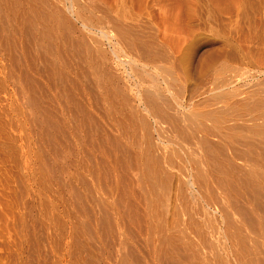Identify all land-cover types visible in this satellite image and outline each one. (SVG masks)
<instances>
[{
	"label": "rangeland",
	"instance_id": "1",
	"mask_svg": "<svg viewBox=\"0 0 264 264\" xmlns=\"http://www.w3.org/2000/svg\"><path fill=\"white\" fill-rule=\"evenodd\" d=\"M47 1H45L47 3V7L52 6V9H55V4H60L56 5L60 7L55 6L60 9H65L70 6L69 0ZM74 2L76 14H80V16L78 15L77 17L81 18L77 19L78 21L74 19L72 20L74 21L73 23H75V30H72L74 33L72 31V33H70L72 38L74 40L85 39L90 42L94 40V43L98 41L100 48L94 49L95 51L93 50V55L96 56L99 52H101V56H104L102 58H106L107 61L103 59L105 62L103 65L105 69H107L106 75L108 77H113L114 75L118 84L124 88V92L121 94V97H127L134 101L131 99L134 95L130 90L133 89L135 91L138 85L140 86V90L143 92L142 94H144V92L147 93L150 89L151 90L149 92H152L153 94L156 89L157 92H155L157 93V97L153 98V100L157 101V106L160 103L162 106L160 107L159 105L157 107L156 113L157 116L160 114V124L159 127L157 126L154 128L158 131L162 130V133L163 131L165 132L166 129H159L161 127L160 125H162V127H166L170 125L169 123H171L173 124L172 126L175 127H173L174 129L171 127L170 130L168 128H170L171 125L167 127L168 132H170L168 134L163 133L166 136L164 139V135L157 132L156 134L152 126L151 129H153V131L151 130L152 132L150 133L151 138H147L149 139V143L151 142L150 139L153 140V145H156L155 149H158L157 152H161L163 154L167 153L165 154L167 158L163 154H160L165 157H161L164 159V162L165 160L167 162H161V165L164 169H167V171L170 172L171 177L173 175L171 189L169 187L166 189L168 192L163 188H159L158 192L155 194L156 197L152 199L153 202H151V204L149 203L151 198L147 195V206H151V208L153 207L152 209L147 207L148 213L151 214V216H154V218L155 215L157 216L155 219L151 220L152 226L150 230H152V228L154 229L153 225L155 224V229L151 231L152 233L155 232L153 233L155 236L150 232V236H153V240H151L155 243V245H158V238H160L157 232L158 229L159 231L163 230L162 232L164 233L160 231L161 235L166 236L164 234H167V237H169V235H171L170 237H177L178 234L179 236H184V234L185 236L189 235L191 240H195V245H199L198 252L201 254L198 253V255H200L199 257H203L202 260H205L204 264H226L227 261L228 263H233L231 262V257L228 258L230 254L228 253L229 251L225 250V252H223L224 249H226V246H223L224 244H222L223 240L220 238L221 234L217 233V231L220 232L219 226L214 223L213 225L211 222L210 224L206 223L204 221V215L201 214L203 212H198L193 209L195 205H200L198 201H201V203L203 202L201 198L206 196L205 194H207V191L210 189L214 190L211 180H209V182L211 183L212 188L209 186L210 183H207V180L206 184L208 189H205L206 185H204L205 188L203 187V190L202 186L199 185L200 189L202 188L200 191L198 189L199 187L196 186V190H199L200 192L197 191L198 194L195 195H190V191L188 190L187 192V188L185 189L184 187V192H182L188 201L186 206L185 203L182 204L180 201L181 199H179L183 196L178 197L176 194V186L180 181L179 179H181L182 182H187L189 175L196 176V172L203 169L199 167L202 165L204 166L205 161L203 159L199 160L198 158H194L191 155L193 150L194 154L197 153L195 150H199L198 152L201 153L198 146L194 147L188 145L190 148V150H188L187 144L182 140L185 144L184 146H186L185 148L181 145L183 143L181 142V139H179L180 137H178V135L175 137L173 134H176L174 132L175 129V131H185V129L187 132L191 131L192 128L195 127L193 121H195V123L198 122L196 124H200L199 122L203 120L202 122L204 125L212 126L213 121H209L208 119L207 120L209 122L205 121V116H207L206 111H209L210 113V110H216L217 108L218 110L220 109L219 111H223L225 109L227 110L224 106H230L239 100L247 98L248 95L250 97H255V99L258 98L264 100V73H261L264 72V0H74ZM0 3V8H2L4 1H0ZM67 15L68 14H66V16ZM4 17L6 16L3 15L2 19H4ZM8 18H10V16ZM3 21L6 24L5 27L8 28L6 29L4 27L5 29L0 31V264H119L123 254H121V252L117 253L116 251H112L111 253V249L108 250L107 248V243L104 241L105 239L103 240L104 242H102L101 233H95L93 222L92 220H89L91 219L89 215L93 214V210L95 213L98 211L99 214L96 213L98 216L105 214V212H100L103 208L105 211L107 210L109 214L111 213V216L113 215L118 217L119 212L114 207V200L117 197V192L113 189L117 183L116 177L120 174L118 171L116 172V170H113L117 168V166L115 167L116 164H114L115 162L113 158H107L102 153L104 151L101 148L100 150L102 151L97 150L99 149L98 146V148L96 146L92 148L84 141L86 135L85 133L80 134L82 136H80V140H76L71 135L69 128L73 127L70 120V116L72 114L70 115L64 110L63 106L61 107L60 104L62 101L59 100L57 103L55 100V96L62 93L59 88V85L61 84L57 82V80L53 83L51 81V84L55 85L57 93L54 89L46 90L48 92L44 90L46 94L44 97H47L46 100H48L47 103L51 104L53 102L51 105L47 106L51 109L50 117L54 123L53 131L50 130L51 136L54 137H52V139L48 142L44 141L46 139L41 135V128L39 127L40 123L38 122L40 121L39 113L27 104V89L23 86L22 80L25 75L23 76L22 74H24V72L26 74L28 71L27 73H29L31 77L27 74L26 75L39 82L41 86L43 85V87H45L44 89H46L47 81L41 75L36 74L37 69H35V66H33V68L29 63V60L25 59L21 54L25 38L20 35L21 32L19 30L18 31L20 33L16 35L18 31L16 32L14 29V21H12V17L8 20L5 18L1 22L3 23ZM83 23L86 24L90 30L84 31L82 29ZM119 25L120 27L122 26L125 28L126 32L129 30V35L126 36L130 42L135 40L137 43L139 42L137 45L141 46V49L142 45L143 47L146 46L152 53H146L143 49L140 51L137 49V46L135 47L136 50H130L129 47L124 44V42L126 43L128 40L121 42V39L119 42L120 33H118V35V30L114 29V26ZM77 29H79V31ZM132 29L134 30L132 31ZM103 33L107 35V39L106 37L104 38ZM110 40L112 42H110ZM141 43L142 45H140ZM153 51L155 52L153 53ZM143 54L145 55L143 56ZM15 57H18V60L20 58V62H16L18 60H15ZM15 62L18 63V65L15 64ZM73 75L74 73H71V76H69L70 79H72ZM98 75L99 77L96 78ZM98 75H94L95 77H93L95 83H98L96 81L102 78L100 76L101 72H99ZM73 77H75V75ZM152 77L156 82L153 81ZM117 78L121 80H118ZM100 81L101 80H99V82ZM57 83H59V85ZM99 85L104 87V84ZM152 86L158 87V89L155 87L153 89ZM97 87L99 86L96 84L94 86L95 96L100 93V89L98 91ZM127 88L129 89L127 90ZM235 91H238L236 94H239V97L233 93ZM75 92L74 94H76ZM193 93H196L195 97L197 98L194 99V103H191L190 96ZM48 94L51 97H49ZM158 94L160 97L162 95V102L160 103H158L160 101ZM220 96L224 98L221 97V99ZM97 97L98 96L95 98ZM121 97H118L116 99L117 101L115 100V106L112 107L108 104V101L103 100L104 104L100 100L101 106L99 107L103 108L104 105H109V107L107 108L106 106V109L104 108L105 112L98 111V109L93 106L91 108L93 114L91 115L92 117L94 116L97 118L96 120L94 119L95 122H99L98 125L102 126L104 130L105 128L106 130L108 129L107 131L109 134L111 133L110 135L120 138L121 142L127 146L126 148H130L128 149L129 152L131 151V153H133L134 151L136 155H142L143 158V155L146 156L145 154L148 152V147H145V144L148 146V142L146 141V130L149 125H152V119H150V117L145 118L144 116V118L147 119L145 121L147 127L145 122L141 123L140 120H138L140 123H136V120V122L134 121L130 123V121H128L127 114L123 109L124 107ZM213 97L214 99H212ZM95 98L93 99L95 100ZM150 98L148 100H150ZM50 99L52 100L50 101ZM80 99H82L84 104H87L86 99ZM93 99L91 101L89 100L92 104H94ZM175 100L178 102L177 106V103L175 104ZM163 101L165 103H163ZM168 103H170V105ZM164 105L167 108H163ZM174 105L176 107H173ZM121 106L123 107L122 109ZM134 106V112L136 115L139 114L138 117L141 118L143 115L138 112L141 106L139 107L137 102L134 103ZM170 106L173 109L170 108ZM115 107L118 108L116 109L117 111L113 110ZM178 107L179 109H177ZM109 108H111V110ZM159 108H161L163 112L166 111H164V109H167L166 112L169 111L168 114L177 109L173 113L177 119L179 117L183 118L182 116H185V112H189L188 114H190V116L186 115L190 117L188 119L190 121H184V125L187 126L191 124V130L188 131V129H184V127L181 129L182 127L180 128V126H183V123L180 121L182 120L179 121L180 124H176L180 118L178 120L174 118L175 121L173 122V114L171 116V113L169 115L166 113L168 115L167 116L162 112L165 117L167 116L165 118L164 115L158 111ZM107 110L111 113L109 111L107 113ZM229 110L230 108H228V111ZM231 111L232 109L227 113L224 111L223 113H225L226 116L223 117L225 114H221L222 117L220 118L227 119L228 115H232L231 117L234 119V114L236 113L233 110L234 114H232L233 112L231 113ZM258 111L259 110L255 111L256 115L263 112L260 110L261 113H259L260 111ZM52 112H55L56 115L54 116V113ZM115 112L118 115L122 114L119 115L120 119H117L118 115L113 117ZM124 112L125 117L123 114ZM195 113H198L197 115L200 113L198 119L194 117L197 116ZM108 115H110L109 118ZM203 115L205 116L203 117ZM160 117L162 118L160 119ZM191 117L193 119L202 120H192ZM124 118L126 120H124ZM163 118L167 119V121L162 120ZM220 118H217L220 120L219 126L217 127L215 125L216 123H214V125L216 128H221L216 129V133L221 131L223 134L226 132L224 130L227 128L225 125L226 123H224V126L221 123L224 121ZM121 119L123 121H121ZM117 121H120L122 128L120 123H117ZM168 121L169 123H167ZM233 121H230L231 126L235 123ZM192 122L194 125H192ZM132 123L133 125H131ZM174 123L177 126L179 125L180 129L175 126ZM142 124L143 126L145 125V128L141 126ZM126 125L128 128H131L129 129L130 132L128 128L125 127ZM220 125L223 126L220 127ZM230 125L228 124L227 127L230 128ZM54 127L56 132L54 131ZM123 127L127 128V135H125L126 132L123 131L125 129ZM171 133H173L172 135L174 137ZM152 134L154 136H152ZM159 134H161V138L160 136L158 137ZM170 136L173 138L171 137V139ZM216 136L218 138H210L211 141L214 139L216 141L218 139L216 142L213 141L215 144L219 142L218 134H216ZM96 137L97 136L94 135L95 141H99ZM130 137H132L134 142ZM176 138L178 139V142ZM140 139L141 142L144 139L142 142L144 145L140 142ZM159 139H164L165 141L162 140L163 142H160ZM135 140H138V142H136L137 144L135 143ZM156 141L157 143H155ZM158 142L159 145L157 146ZM171 142L174 143L172 144ZM191 142L188 144H191ZM134 144L138 145V148ZM141 144L143 146H140ZM180 145L184 147L185 151L182 147H180ZM168 147H171L170 149L172 151L175 149L176 152H179L176 153L174 150L172 153L170 149H167ZM94 149L96 150V153L94 152ZM170 151L173 155L169 154ZM184 152L189 153V156H191L190 158L193 157L194 159H197V162L194 163L195 161H193V158L189 160V156L186 157ZM180 154H183V158ZM157 156L159 157V155ZM139 158H141V156H139ZM181 159L187 160V163H191L193 161V164L191 163L192 166L190 163L189 165L185 162V160L183 162ZM107 160L110 163H108ZM169 161L172 165H170L171 163L169 164ZM91 162L96 165L94 167L95 169L92 168L95 171H99L100 167L104 165L103 169L101 167V170H104V172L108 174L107 177L109 176V180L106 182L101 180V173L104 174L101 170L94 173L99 179L93 176V174L91 176L90 168L93 167ZM164 164H166L165 167L163 166ZM168 164L170 168L168 167ZM236 164L241 165L243 162L237 160ZM98 165L99 168L96 169ZM106 166L107 168H105ZM193 169L194 171H192ZM110 172H112V174ZM113 173L115 174L113 175ZM128 174L131 175V173ZM112 183L113 185H111ZM75 193H79L81 200H84L80 205L76 202ZM157 194L161 195L157 196ZM164 194H166V196H164ZM240 196L238 197L239 199H241ZM128 197L131 199L130 196H127V202L130 200ZM155 198H157L159 206H156L157 203L155 202ZM133 200L134 199L132 198L131 202L135 201ZM91 202H97V205L99 203L98 206L100 208L96 207L97 205L94 203L96 205L95 206ZM160 203H162V205ZM209 203L210 204L208 205L211 206L210 208L213 210L215 208L214 203ZM211 203L213 205H211ZM82 205L83 208L81 207ZM208 205L204 204V207L207 206L205 208L207 210H209ZM78 206L81 208L82 212L86 207L83 213L80 211ZM154 209H157L159 214H155L157 211L154 212ZM86 210H88V213ZM153 213L155 215H152ZM190 215L193 216L190 217ZM188 217L193 218V220L195 219L194 222L196 221L201 225L203 224V228H201L207 236L203 234V237H199L198 239L195 234L193 235L194 227L193 225H190ZM174 221H176L175 224ZM130 222L127 221L125 227H129L128 229H130V232L133 234L130 233V235H128L125 233L122 235L120 243H125L127 248L132 250L131 252L134 253V256H141V259L137 258L139 261L141 260L143 263L145 262V264H154L155 262V264H159L158 260H155L157 259V256L153 251L154 243L151 241L152 245H149L147 242L148 234L146 232H140V230H138L139 228L137 229L138 226H134L133 221ZM114 224H116L115 221ZM119 225L122 224L119 223ZM160 226H164V228H161ZM88 227H92L93 229L89 231ZM174 228H177L178 230ZM121 230L120 231L124 233L126 229L123 228ZM176 231L178 234H176ZM171 232L172 234H170ZM90 233H93L92 236L94 235V237L96 235L95 239ZM145 233L146 236H144ZM116 237L118 238V236ZM221 241L222 243H220ZM108 242L109 244L112 243L111 241ZM260 242H262L261 245L264 246L263 240ZM144 245H146V248ZM135 250H137L136 252H138V254ZM258 253L261 258H264V253H262V251L261 254L259 251ZM131 258L132 257L129 256V264L133 263ZM163 264H165V262H163Z\"/></svg>",
	"mask_w": 264,
	"mask_h": 264
},
{
	"label": "bare ground",
	"instance_id": "2",
	"mask_svg": "<svg viewBox=\"0 0 264 264\" xmlns=\"http://www.w3.org/2000/svg\"><path fill=\"white\" fill-rule=\"evenodd\" d=\"M0 1H2V2L4 1V3H3L4 5L2 4L3 7L0 8V31H3L6 28L5 27L6 24L4 23V21H3V23L1 21L4 20L5 18H6V20H8L12 17V21H14L13 22L14 29L16 30V32L19 30L21 32L20 35H22L25 38V43L21 49V54L24 56L25 59L29 60V63L32 67L35 66V69H37L36 74L41 75L47 81L46 89H44L45 87H43V85L41 86L39 82H37L34 79L29 78L31 76L29 73H27L28 72L27 69H26V71H27L26 74L29 77L25 74L24 71H22V72H24V74H22V75L23 76L25 75L22 80H23V86H25V88L27 89V95H26L27 99H28L27 104H28V106H30L32 109L36 110L39 113V116H40L39 120L40 121H38V122L40 123L39 124L40 126L39 125L38 126L41 128L42 137H44L46 139L44 141L48 142L52 139V137H54V136H51V131H50V130L53 131V124H54L53 121L51 120V117H50L51 116V114H50L51 109H49V107L47 106V105H51L53 102L51 104L47 103V101H48V100H46L47 97H44L46 95L45 91L49 90V89H52V90L54 89V91L56 92L57 91L56 87H55V85L51 84V81L53 83L54 81L57 80V82H59L61 84V85H59V83H57L60 86L59 88L61 89L62 93L57 94L55 96V100L57 103L59 100L62 101V103L60 104L61 107L63 106V108L66 112H68L70 115L72 114L70 116V120H71L73 127L69 128L71 135L76 140H80V136H81L80 134L85 133L86 135H85L84 141L86 143H88L89 146L92 148L95 146L99 147V149H97V150H100V148H101L104 151L102 153L107 158H113V160L115 162L114 164H116L115 167L117 166V168L114 167L115 169H113V170H116V172L118 171L120 173V174L118 173L119 175H118V177H116L117 183L113 188L118 193V194L116 193L117 197L114 200V207L119 212V215H118V217L117 216L115 217L113 215L111 216L110 215L111 213L109 214V212L107 210L105 211L103 206H102V208L104 209V211L102 209V211H100V212H105V214H103L102 216L101 215L98 216L96 214V213H98V211H96V213H95V211L93 210V214L89 215V217H91V219H89V220H92V222H93L94 231H95V233H101L102 242L106 241L105 243H107V248H108V250L111 249V253H112V251L113 252L116 251L117 253L121 252V254H123L122 255L123 257L121 258V262H120L121 264H129V262H128L129 256L132 257L131 258L133 261V263L131 262L132 264H142L143 261L140 260L141 261L140 262L138 260V259H141V256H139V255H138V257H136L137 255L134 256V253L131 252L132 250H129L130 248L128 249L127 245L125 243H123V244L120 243V241H121L122 235H124L125 233L130 235V233H131L130 229H128L129 228L128 226H127L128 228H126L125 225L127 224V221L128 222L133 221V223H134L133 225L134 226L136 225V227L138 226L137 229L139 228L138 230H140V232L142 231V232H146L148 234V238H147L148 244L152 245V243H154L152 241L153 236H150V235L152 233L151 231L155 229V224L153 222L154 229L152 228V230H150V228L152 226L151 220L155 219L157 217L155 214L158 213L159 211H157V209H154V212L157 211V212H155V214L154 213L152 214V215H155V218H154V216H151V214L148 213L147 207H149V206H147L148 205L147 195H149V197L151 198L150 202H149L151 204V202H153L152 199L154 197H156L155 194L158 192L159 188H163L164 190H166L169 187L171 189L173 175L171 177L170 172L167 171V169H164L161 165V162L162 163L166 162V160L164 162V159H162L161 157L165 158L166 157L165 154H167V153L163 154L161 152H157L158 149L157 150L155 149L156 145L155 146L153 145V140L150 139V141H151L150 143H152V144H150L148 142L149 139H147V138H151L150 133L153 131V129L155 130L154 127H157V126L159 127V124H160V121H159V115L160 114L157 116L156 111H157V107L161 104L160 102H162L161 101L162 91L160 94L161 97L158 94V96L160 97V101L158 100L159 97L157 99L159 101L158 103H160L158 106H157V101L153 100V98L157 97L156 96V94H157L156 89L154 90V92L156 91L155 94H154V92H153V94H152V92H149L151 89L150 90L148 89L149 90L148 91L149 93L147 92L148 94L145 92H144V94H142L143 92L140 90V88H139L140 86L138 85L137 89L135 91L130 88L131 89L130 91L134 95L133 98H131V99H133L134 101L130 100L127 97H121V94H123V92H124V88L122 86H120V84H118V82L114 78V75H113V77H108L106 75L107 69H105V67L103 65L105 63L104 60H106V58H102L104 56H101V54H100L101 52H99L100 50L98 51L99 57H98V55H96V56L93 55V50L100 48L98 41L96 43H94L95 42L94 40L92 42L85 40V39L74 40L70 34L72 32L74 33V31H72V30H75V23H73L74 21H72V20L74 19V20L78 21L77 19L81 18V17H77L78 15L80 16V14H78V15L76 14V11L74 8V3H75L74 0H69L70 6L66 7L65 9L56 8V7H60V6H56V5H60V4H55V6H56V7L54 6L55 9H52L51 8L52 6L47 7V3L45 2L47 0H11V1L9 0L10 2L6 1V0H0ZM59 3H61V2H59ZM6 4H7V7H6ZM66 14H68L69 16L68 15L66 16ZM3 15L6 16V17H4V19H2ZM9 16H10V18H8ZM82 27H83L82 29L84 31L90 30L88 28V26L84 23L82 24ZM114 27H115L114 29L118 30L117 34L120 33V35L118 34L120 36L119 42L121 41V39H122L121 42H124V40L125 41L128 40V37L126 35H129L128 34L129 30H128V32H126L125 28H123L122 26L120 27V25L114 26ZM77 30L79 31V29H77ZM133 30L134 29H132V31ZM19 31L17 33L15 32L16 35L18 33H20ZM20 35H18V36H20ZM103 36L105 38L107 35L104 34ZM106 39H107V37H106ZM112 41H113V39H112ZM112 41L110 40V42H112ZM140 42H142V41H140ZM138 43L135 40H133L132 42H130V40L126 41V43L124 42V44H126V46H128L130 50H132V49H133V51H134V49L136 50L135 47L137 46V49H139L140 51L143 49L144 52H146V53H149V52L152 53L151 51H149V49H147V47L145 45L144 46L146 48L143 47V45H142L143 42L140 44V45H142V49L140 48L141 46L137 45ZM138 46H139V48H138ZM154 52L155 51H153V53ZM144 55L145 54H143V56ZM18 57H15V60L16 59L18 60ZM96 57H98L100 60ZM19 60H20V58H19ZM19 60L16 62H20ZM16 62H15V64L18 65V63H16ZM19 64H21V63H19ZM24 68H25V66H24ZM18 72H19V70H18ZM99 72H101L100 76L102 78L99 79L101 81L99 82V80H98V81H96L98 83H95L93 77L98 75ZM71 73H74V75H75V77H73L74 75L72 76V79H70V77H69V76H71ZM261 73H264V72H261ZM222 74H223V72H222ZM111 75H112V73H111ZM149 75H152V74H149ZM247 75H248V73H247ZM98 77H99V75L96 78H98ZM115 77H117V76H115ZM245 78H246V76H245ZM247 78H249V77H247ZM118 80H121V79H118ZM153 81H154V78H153ZM122 82H123V80H122ZM154 82H156V81H154ZM96 84L99 86V87H97L98 91L100 89V93L98 92L99 95H96V96H98L97 98H95L96 96H95V89H94V86ZM99 84H104L103 85L104 87H101V85H99ZM155 86H152L153 89ZM155 88L158 89V87H155ZM128 89L129 88H127V90ZM236 90H238V89H236ZM46 92H48V91H46ZM74 92L76 94H74ZM237 92L235 91L233 93L236 94ZM159 93H160V91H159ZM240 94H242V93H240ZM124 95H126V94H124ZM195 95H196V93H193L190 96V102L191 103H194V99L197 98V97H195ZM150 96H151V98H150ZM222 96H220V98ZM49 97H51V96L49 95ZM118 97H121V99H122L124 108L121 106V109L123 108L124 111L126 112L127 117H128V121H130V123L134 122L135 120L137 121V122L135 121L136 123H140V122H138V120H140L141 123H144L147 120L145 118H148V117H150V119H152L151 120L152 121L151 126L149 125L147 127V124L145 122L146 127H147V130H146L147 134L145 132V134L147 136L146 137L147 140L146 139L145 140L148 142V146H146L147 144H145V147L146 148L148 147L147 148L148 152L145 154L146 156L143 155V158H142V155H139V156H141V158H139V156L136 155V153H134V151H133V153H131V151L129 152L128 149H130V148L127 149L126 148L127 146H125L124 143L121 142L120 138L110 135L111 133L109 134V132L107 131L108 129L106 130V128H105V130H106L105 131L102 126L98 125L99 122H97V123L95 122V120L97 118H95L94 116H93L94 117L93 118L91 115V114H93L91 111V108L93 106H94V108L96 107L98 109V111H105L106 106H107V108L109 107V105L111 107L115 106L114 103ZM215 97H219V96H215ZM237 97H239V94L237 95ZM80 98L86 99L87 104H84V102ZM93 98H95L96 101ZM149 98L151 101L148 100ZM222 98H224V97H222ZM92 99L94 100V104H92V102H90ZM164 99H162V100H164ZM212 99H214V97ZM51 100L52 99H50V101ZM100 100H101V102H103V100L108 101L109 105H106V106L104 105L103 108L99 107V106H101ZM152 101L155 103H153ZM165 101H166V99H165ZM122 102H120V103H122ZM135 102H137L139 104V107L141 106V108H139V111H138L141 115H143L141 118L138 117L139 114L136 115V113L134 112L135 111L134 110V107H135L134 103ZM163 103H165V102L163 101ZM168 104L170 105V103H168ZM175 104H176V106L178 105V102H176V100H175ZM161 106L162 105H160V107ZM176 106L174 105L173 107H176ZM164 107H165V105L163 106V108ZM179 107L177 109H179ZM165 108H167V107H165ZM168 108H169V106H168ZM170 108H172V107L170 106ZM224 108H227V110L225 109L223 111H219L220 109L218 110V108H217L216 110H210L211 111L210 113H209V111L208 112L206 111L207 116L203 115V117L205 116V119H206V120L205 119L204 120L205 121H208V120L213 121V124H212V126L204 125L202 122L203 121L202 119H201L202 121L199 119L202 122V123L199 122L200 124H196L198 122L195 123V121H193L195 124V127H198V128H195V127L192 128L191 124L187 125V126L184 125V123H185L184 121H190V120H188L190 118V117H188V116H190V114H188L189 112L188 113L185 112L188 116L186 114H185V116H182L183 114L181 113L182 114L181 116L183 118L179 117L180 118V119L178 118L179 120L176 118V116H174L175 114H173L177 109L172 113L170 112L171 114L169 113L171 116L173 114V116H172L173 122L175 121L174 118H176V120H178V122L176 124H178V123L180 124V122L183 123L182 124L183 126H180V128L182 127L181 129H183V127H184V129L187 128L189 131V130H191L190 128H192V130L189 132H187L186 129H185L186 132L181 131V130H178L179 125L177 126L174 123L175 126L178 127V128L176 127L178 131H175L176 130L175 129L174 132L176 134L171 133V135L173 134V135H175V137H177L176 135H178V137H180L179 139H181V142L183 140L187 144V147H188V145H191L194 147L198 146L199 149L201 150V153L198 152L199 150H195L198 153V155H197V153L194 154L193 153L194 150L191 149V150H193L191 155L194 158H198L199 160L203 159L205 161V165H204L205 167L203 165H202L203 166L202 167L200 164L199 165L201 167L198 166L199 168H203V169H200L199 171L197 170L198 168L196 169L198 172H196V176L194 175L195 178H194V176L189 175V179L187 180V182H182L181 179H179L180 181L178 182V184L176 186V194L178 197L183 196L182 198H179V199H181L180 200L181 203L182 204L185 203V206H186V203H188V201L183 195L184 194L183 193L184 187H185V189L187 188L186 189L187 192H188V190L190 191V195H195V194H198L197 191L202 190L204 185H206V188L205 187L204 188L208 189L206 181L208 180L207 183H210L209 180H211V183L213 184L214 190L209 188L210 190L207 191V194H205L206 196L201 198L203 202L201 203V201H198L200 203V205H195L193 207V209H195L198 212H203L201 214L204 215V217H205L204 221L206 223L210 224V222H211L212 224L214 223L215 225L219 226L220 232L217 231V233L221 234L220 238H221V240H223V243H222V241L220 243L224 244L223 246H226L225 247L226 249H224L223 252H225V250H227V251H229L228 253H230L228 258L231 257V260H232L231 262H233V263L229 262L230 264H264V258H261L258 255L259 254L258 251L260 252V254H261V251H262V253H264V246H262L261 245L262 242H260L262 240L264 242V185H263V183H264V100H261L258 98L255 99V97H250L248 95L247 98H244L243 100H239L238 102H236L230 106H227V107L224 106ZM228 108H230V110L232 109L231 113L233 112V110L236 113V114H234V112L232 113V114H234V119L231 117L232 115L231 116L228 115V118L226 117L227 119H221L220 118V117H222L221 114H225V113H223L224 111L226 113L230 112V110L228 111ZM109 109L111 110V108H109ZM116 109H118V108L115 107V109H113V110H116ZM121 109H119V110H121ZM160 109L161 108H159L158 111L162 113L163 111H162V109L161 110ZM165 110L167 111V109H164V111ZM256 110H259V111L261 110L263 112L261 113V111L260 112L258 111L261 114L256 115V113H255ZM108 111L109 110H107V113H108ZM166 111L163 113L168 114L169 111L168 112H166ZM112 112H114V111H112ZM125 112L123 113L124 117H125ZM52 113H54V116L56 115L55 112H52ZM115 113H114V115L112 114L113 117L118 115L117 113L116 114ZM119 113H120V111H119ZM163 113H162V115H164ZM200 113H199V115H200ZM176 114H177V112H176ZM195 114L197 115L198 113H195ZM110 115H108V118ZM119 115H122V114H119ZM119 115L117 116V119L119 118ZM199 115H197L198 117L197 116H194V117H196L198 119ZM144 116H145V118H144ZM171 116H170V118H171ZM224 116H226V114L223 115V117ZM164 117H165V115H164ZM192 117H191L192 120H197V119H193ZM229 117H231L232 119ZM161 118L162 117H160V119ZM217 118H220L221 120L224 121V122H221L223 125H224V123H226L225 125H226L227 129L225 128L226 130H224L222 128L224 131H226V132L222 131V132H224L223 134L221 133V131L216 133V131H217L216 129H221V128L215 127V125L218 127L220 124V120H218ZM122 119H123V117H122ZM122 119H121V121H123ZM35 120H37V119H35ZM124 120H126V119L124 118ZM162 120L167 121V119H164V118ZM180 120H182V121H180ZM199 120H197V121H199ZM114 121H115V119H114ZM148 121H149V119H148ZM230 121L231 122L233 121L235 123H233L231 126ZM124 122H126V121H124ZM193 122H192V125H194ZM117 123H120V121L119 122L117 121ZM117 123H116V125H117ZM163 123H164V121H163ZM167 123H169V121ZM214 123H216V124L214 125ZM124 124H126V123H124ZM169 124L171 125V126L168 125V126H170V128H168V129L170 130L171 127L173 128L174 126H172L173 124H171V123H169ZM228 124L230 125V128L227 127ZM120 125H121V123H120ZM131 125H133V123ZM164 125H165V123H164ZM141 126H143V124ZM152 126H153V129H151ZM160 126L161 127L159 129L165 128L167 130L168 126H166V127H162V125H160ZM222 126L220 125V127H222ZM125 127H127V125ZM125 127H123V128H125ZM143 127L145 128V125ZM121 128H122V125H121ZM127 128H125L124 130L123 129H120V130H123L124 132H126ZM54 129H55V127H54ZM129 129H131V128H128V130ZM166 130H165V132L163 131L162 133H161L162 130L161 131L155 130V133L157 132V133H161V134H163V133L168 134L170 131L168 132V130L167 131ZM54 131L56 132V129ZM115 131H116V129H115ZM129 132H130V130H129ZM93 133L95 136H97L96 138H97V140L99 139V141H95ZM127 133L128 132H126V134L125 133L124 134L127 135ZM135 133H136V131H135ZM161 134H159L158 137L160 136V138H161L162 137ZM165 134H163L164 139L166 137ZM216 134H218V136H219V142L221 141L220 143L218 142L219 144L213 143V141H215V139L213 141H211V139H210L212 137H217ZM152 136H154V135L152 134ZM172 136H170V138ZM130 138L132 139V137H130ZM139 138H141V137H139ZM141 139H140V142H141ZM164 139H162V140H164ZM138 140H135V143L138 142ZM155 140H156V138H155ZM159 140H160V142H163L161 139H159ZM143 141H144V139H143ZM133 142H134V140H133ZM177 142H178V139H177ZM184 142H182L183 144H181V145L184 146L185 145ZM190 142H191V144H188ZM155 143H157V141ZM136 144H134V145H136ZM142 144L140 146L144 145V144L143 145ZM179 144H180V141H179ZM158 145H159V142H158L157 146ZM181 145H180V147H182ZM136 147L138 148V145H136ZM145 147H144V151H145ZM184 147L186 148V146H184ZM184 147H182V149L185 151ZM170 148L171 147H168L167 149H170ZM191 148H193V147H191ZM187 149L190 150L189 147ZM102 150H100V151H102ZM174 150L173 151L171 150L172 153L174 152ZM144 151H142V152H144ZM164 151H165V149H164ZM171 151L169 154H171ZM180 151H181V149H180ZM94 152L96 153V150ZM175 152H176V150H175ZM177 152H179V151H177ZM184 153H185L186 157H188L190 155L189 153H186V152H184ZM160 154H163L165 157L161 156ZM157 155H159V157ZM171 155H173V154H171ZM180 155L182 156L183 154H180ZM169 157H170V155H169ZM190 157L191 156H189V160L193 158V157L192 158H190ZM103 158H104V156H103ZM182 158H183V156H182ZM104 159H102V160H104ZM108 160H110V159H108ZM108 160H107V162H108ZM113 160H112V162H113ZM181 160H183V159H181ZM184 160H183V162H184ZM196 160L197 159L193 160V161H195L194 163L197 162ZM237 160H240V162H243V164L237 165L236 164ZM186 161L187 160H185V162ZM193 161L191 162L192 164H193ZM97 162H95V163H97ZM99 163L101 164V162H99ZM108 163H110V162H108ZM170 163L171 162L169 161V164ZM189 163H187V164H189ZM199 163H200V161H199ZM169 164H168V167H169ZM173 164H174V161H173ZM192 164H191V166H192ZM101 165H103V164H101ZM165 165L166 164H164L163 166L165 167ZM170 165H172V163ZM95 166L96 165L93 164V167L90 168L91 176H92V174H93V176H95L94 173L99 172L101 170V167H102V169L104 167V165L101 166L100 170L99 171L96 170L97 171L96 172L95 170H93V169H95L94 168ZM98 168H99V165L96 169H98ZM105 168H107V166ZM186 168H188V167H186ZM188 170H187V172H188ZM192 171H194V169ZM192 171H191V173H192ZM102 172L104 174L101 173V180L103 182H106L107 180H109V176L107 177L108 174H106L104 172V170ZM187 172H186V174H187ZM110 173L112 174V172H110ZM128 173H131V175H129ZM114 174L115 173H113V175ZM96 175H98V174H96ZM110 176H112V175H110ZM95 177L98 178V176H95ZM102 177H104V178H102ZM99 182H101V181H99ZM211 183H210V185L209 184L208 185L211 186ZM111 185H113V183ZM199 185L202 186L201 189H200ZM196 186L199 187L198 188L199 190H196ZM204 188H203V190H204ZM211 188H212V186H211ZM87 189H89V188H87ZM115 190H113V191H115ZM166 191H165V193H166ZM109 192H110V190H109ZM75 194H76L75 198L77 200L76 202H77V204L80 205L84 200L83 201L81 200L79 193H75ZM201 194H203V193H201ZM159 195H161V194H157V196H159ZM127 196L131 197V199L128 197L130 199L128 202L126 201ZM164 196H166V194H164ZM239 196L241 197V199L238 198ZM132 198L135 200V201L133 200L134 202H131ZM242 198H244V199H242ZM155 199H156L155 202L157 203L156 204V206H157L158 201H157V198H155ZM209 202L214 203L215 208L213 210H212V208H210L211 206L208 205V204H210ZM91 203H93V202H91ZM94 203L97 205V202H94ZM153 204H152V206H153ZM160 204L162 205V203H160ZM204 204L209 206L208 207L209 210L205 209L207 206L204 207ZM83 205L81 206L82 208H83ZM85 205H86V203H85ZM94 205H93V207H94ZM98 205H99V203H98ZM98 205L96 207H99ZM100 205H102V204H100ZM211 205H213V204L211 203ZM85 208H84V210H85ZM149 208H151V206ZM84 210H83V212H84ZM97 210H99V209H97ZM80 211L82 212L81 208H80ZM87 211L88 210H86V212ZM90 211H91V209H90ZM209 211H212V212H209ZM89 214H90V212H89ZM186 216H187V214H186ZM191 216H193V215H190V217ZM118 218H119V220H118ZM194 220H193V218H189V223H190V225H193V227H194L193 235L195 234L199 239V237L200 238L203 237V234H204V231L202 230L203 224L201 225V224H199V222H196V221L194 222ZM114 221L116 224H114ZM159 221H161V220H159ZM175 222L176 221H174V224H175ZM119 223L122 225H119ZM161 223H163V222H161ZM87 224H89V223H87ZM88 228H89V231H91V229H93L92 227L91 228L88 227ZM123 228L126 229L124 233L121 232L122 231L121 229H123ZM161 228H164V226ZM85 229H86V227H85ZM174 229H177V228H174ZM89 231H87V232H89ZM160 231H159V229L157 231L159 236H160V238H158L159 239L158 245H155V243H154V250H153L154 254L157 256V259H155V260H158L159 264L160 263L163 264V262H165V264L166 263L167 264H204L205 260H202L203 257L202 256L199 257L200 255H198V253H199L198 252V246L199 245L198 246L195 245V243H194L195 240L194 241H193V239L191 240L189 235L185 236V234H184V236H179V234L176 231V234H178L179 237L178 236L177 237L176 236L170 237L171 235H169V237H167V234H164L166 236L161 235V232L163 230L161 232ZM93 233H90L91 236ZM146 233L144 234V236H146ZM153 233H155V232H153ZM153 233H152V235L155 236V234H153ZM162 233H164V232H162ZM182 233H184V232H182ZM190 233H192V232H190ZM131 234H133V233H131ZM170 234H172V232ZM176 234H174V235H176ZM113 236L115 239L113 238ZM116 236H118V238ZM131 236H134V235H131ZM135 236H137V235H135ZM205 236H207V235H205ZM92 237H94V235ZM95 237H96V235H95ZM95 237H94V239H95ZM134 239H136V238H134ZM138 239H139V236H138ZM140 239H141V237H140ZM108 241H111L112 243L109 244ZM151 241H152V243H151ZM145 246L146 245H144V247ZM200 250H201V248H200ZM136 251L137 250H135V252ZM136 253L138 254V252H136ZM199 254H201V253H199ZM226 255H227V253H226ZM228 258H227V260H228ZM227 260H225V261H227ZM207 261H208V259H207ZM229 261H230V259H229ZM227 263H228V261L226 262V264ZM143 264H145V262Z\"/></svg>",
	"mask_w": 264,
	"mask_h": 264
}]
</instances>
